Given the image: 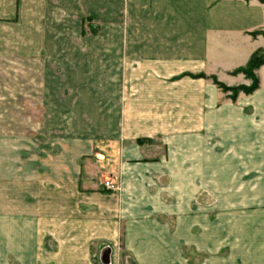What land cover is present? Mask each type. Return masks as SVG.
I'll list each match as a JSON object with an SVG mask.
<instances>
[{
  "label": "crops",
  "instance_id": "obj_1",
  "mask_svg": "<svg viewBox=\"0 0 264 264\" xmlns=\"http://www.w3.org/2000/svg\"><path fill=\"white\" fill-rule=\"evenodd\" d=\"M124 13L127 16H134V29H132L135 31L134 43L129 44L122 38L117 40L118 43L111 39L104 41V80L109 81V86L103 91L107 102L103 109L106 118L102 125L105 152L99 156L110 161V171H114L112 165L115 164V161L143 155L140 149L136 155V151H129L124 145L130 135L128 111L138 113L143 111L144 107L137 101L128 103V99L126 100L129 93L127 83L129 65L134 64V78L149 81L146 85H138L141 91L137 95H151L155 98L148 101V105L151 107L147 110L152 114L147 117V120L151 124H158L160 111L169 112L175 110L176 107L174 101L175 83L173 81L163 83L167 87L163 85L161 88V80L172 79L181 72L213 74L230 71L247 64L255 52L264 51V38L251 35L264 31V5L257 1L0 0L1 16L6 19L17 18L19 23L24 17V29L29 33H38V35L35 34L38 38H32L31 35L29 41L25 40L24 48L25 50L29 48V52H27L29 55L23 57L24 71L20 73L21 75H15V77L18 76V80L22 82L23 86L4 88L7 93H2L30 97L32 103L28 104L29 113L24 118L22 129L19 130L15 123L7 131L0 132V139L2 136H8L10 143L18 138L25 141L28 128L32 129V124L35 126L33 131L36 133L47 132V107L50 95L70 96L72 97L71 101L77 103L76 98L81 94L88 95V88H81L78 86V82L74 85L69 84L71 87L68 86L67 90L62 89V92L49 83L52 79L56 81L58 79L88 80L86 64L89 63V52L84 51L83 53L81 48L90 47L94 43L82 40V46H80L78 40L69 41L63 36L67 31L74 29L78 32V37H82L83 29L86 27V24H83V16L91 15L103 17L104 30L110 32L113 29L109 22ZM74 16L77 17V22L74 25L69 24L68 19L70 20ZM48 17L57 23V31L62 35L51 42L47 41L45 32L48 29L46 24ZM50 25L53 26L51 23ZM119 28V31H125L124 33L129 29V27L124 29L121 25ZM47 42L50 44L47 45ZM117 52H119V56L116 55ZM80 55L84 56L82 61ZM81 62L85 66L79 72ZM116 62L120 65L119 73L114 66L117 64ZM48 65H55L54 69L59 70V74L53 75L47 71ZM178 69L181 71L175 73ZM257 74L260 80L258 91L250 97H242L239 104L234 106L224 105L223 97L214 88L209 87L207 82L190 79H184L182 82L184 86V104L182 106L187 112L183 125L186 132H189L190 135L192 127H199L207 130L208 139L222 141L226 140L228 135L230 138L227 140L236 150V154L239 150L237 147H242L243 151L246 150L241 159L236 158L237 161H243V166L251 162L252 165L255 163L257 165V161L264 163V136H261V134L264 135V66ZM116 79H119L120 82L124 81V84L119 89L116 87L117 89L112 90L110 81ZM89 90L93 91L90 94H93L94 91L101 93L99 89ZM165 90L172 100L169 98L165 101L158 99ZM122 96L123 98L120 99ZM75 102L66 104L67 107L65 109L63 107L62 110L65 112L77 111L79 106ZM34 103L36 106L39 105L38 112H36V106L34 107L35 111L32 109ZM113 104H115V108H113ZM33 112H36V116L32 115ZM192 112L197 114L192 116ZM113 113H118L119 121L113 120ZM143 120L145 121L144 118H135L136 122H143ZM142 131L139 129L138 134ZM217 135L221 137L219 136V138ZM55 138L58 139V137ZM34 142L35 146L39 144L40 155L36 156V160L40 164L43 160L42 153L44 157L48 153L47 148L46 146L42 147V143ZM184 150L188 151V157H191L193 152L191 135L189 139L185 140ZM201 152L203 151L201 150ZM191 158H189V167L192 166ZM200 159L205 158L200 155ZM7 164V167H0V193H6L8 198L6 203L10 204L8 206L10 210L7 216L0 218L7 222L9 231L0 233V240L6 239L8 246L4 253L0 252V255H30V248L26 247L24 242L19 243V240L30 239L31 232L36 230V224L43 223V217L16 216L17 213H20L16 211V203H30V194L33 195L35 190L37 193L45 190L43 188L48 183L47 169H43V171L41 168L36 169L33 167L34 164H30L29 161L21 163L17 158H13L12 162L9 160ZM6 172L8 177H3ZM93 173L95 175L97 172ZM88 175L89 170L82 161L78 166L74 187L79 196L87 197L77 202L80 203L78 205L80 209L87 211L85 216L81 215V218L85 217L86 225L81 227L80 232L75 229L77 234L72 233V238L85 240L83 236L86 234L88 241L92 238L103 241V247L99 253L100 261L102 259L103 262H106L110 256L129 255L134 257L135 264H208L206 257L209 248L210 246L216 247L217 239H214L216 237L209 239V233L212 232L208 227L207 216H203L201 212L192 214L190 210L192 203H180L179 209L175 206H154L158 213L166 207L164 210V214L168 215L166 222L162 220V216L159 218H156V214L154 217L151 216L156 212H153L152 203H93L94 199L105 196L103 193L107 189L103 187L104 182L99 180V183L96 178H89ZM113 186L112 184V189H114ZM34 195L36 196V194ZM26 197L28 198L27 202L25 201ZM36 206L41 207L42 205L37 202ZM122 217L126 219H122ZM128 218L131 220L129 221ZM221 246L223 244L219 247ZM78 254H80V250Z\"/></svg>",
  "mask_w": 264,
  "mask_h": 264
},
{
  "label": "rangeland",
  "instance_id": "obj_2",
  "mask_svg": "<svg viewBox=\"0 0 264 264\" xmlns=\"http://www.w3.org/2000/svg\"><path fill=\"white\" fill-rule=\"evenodd\" d=\"M247 1H257L264 5V0ZM76 18L71 17L67 22L74 25L77 22ZM83 18V24H86V27L83 29L82 37H78V32L74 29L67 31L63 37L69 41L78 40L80 46H82V40L94 43L90 47L81 48L83 53L84 51L89 52V63L86 64L88 80L58 79L56 81L52 79L49 83L62 92V89L70 86L69 84L74 85L78 82L81 88H88V95L81 94L77 97L78 103L71 101L70 96L50 95L47 107V132L36 133L33 131L35 126L32 124V129L28 128L25 141L18 138L10 143L8 136H2L0 139V167H7V162L9 160L12 162L13 158H17L21 163L29 161L36 169L41 168L42 171L47 169L48 180L47 186L43 188L44 191L37 193L35 190L33 195L30 194V203H16V211L20 212L16 216L43 217V223L36 224V230L32 229L30 239L19 240V243L24 242L26 247L30 248L31 254L21 256L1 254L0 264H135L134 257L129 255L110 256L106 262L102 259L100 261L99 253L103 247V241L93 240V238L88 241L86 234L83 236L85 240L72 238V233H76L75 229L80 232L81 227L86 225V219L81 218V215L85 216L87 211L80 209L78 207L80 203L77 202L87 197L79 196L74 187L78 166L82 161L89 170V178H96L102 183L111 181L114 185V189L106 190L103 193L105 196L94 199L93 203H152L153 212H156L151 216L154 217L155 214L156 218L162 216L164 222L168 217L164 214L167 206H175L179 209L180 203H192L190 209L192 214L201 212L203 216H207L208 227L212 232L209 233V239L213 237L217 239L216 247L210 246L209 248L206 257L208 264H264V163L257 161V165L256 163L252 165L251 162L243 166V161H237L236 158L241 159L246 150L243 151L242 147H237L239 150L236 154V150L227 140L230 138L228 135L225 138L228 142L223 140L226 143L220 139L210 140L209 135L207 137V130L199 127L191 128L192 158L188 157V151L184 150L185 140L190 138L189 132H186L183 126L184 117L187 115L182 106L184 104V86L182 85L184 79L207 82L209 87L214 88L223 97L224 105H238L242 97L252 96L260 87L259 80L258 88L250 94L246 93V89L252 86L251 74L247 65L249 61L243 66L226 72L213 74L181 72L172 79L161 80V88H163V83L171 81L175 83L176 107L175 110L169 112L160 111L158 124H151L147 120V117L152 114L147 110L151 107L148 101L154 97L137 95L141 91L138 85H146L149 81L134 78V64L129 65V79L127 80L129 93L126 100L128 99V103L137 101L144 107L143 111L138 113L128 111L130 135L124 145L129 151H136V155L140 149L143 155L115 161L112 165L114 171H110V161L99 156L105 152L102 125L106 118L103 109L107 102L103 91L109 86V81L104 80V41L111 39L118 43L119 38H122L123 41L127 40L129 44H133L135 31L132 29H134L135 21L134 16H127L126 13L122 16L118 15L109 22L113 29L109 32V30H104L103 17L91 15L83 16ZM24 24V17L19 23L17 18L6 19L0 15V132L7 131L15 123L19 130L22 129L24 118L29 113L28 104L32 103L30 97L5 95L7 90L4 89L23 86L18 76L15 77V75L24 71L23 57L29 55L27 53L29 48L28 51L24 48L25 40L29 41L31 35L32 38H38L35 36L38 33H29L24 29ZM46 24L48 25L45 31L47 41L51 42L62 36L57 31V23L53 22L51 17H48ZM120 25L124 29L129 27L128 31L120 32ZM251 35L264 38V31ZM50 42H47V45ZM116 55L119 56V52ZM80 57L82 61L84 56L80 55ZM116 63L114 66L119 73L120 65ZM79 66V72H81L85 65L81 62ZM263 66L264 64L254 71L258 79L257 72ZM54 67L55 65H48L47 71L53 75L59 74L60 71L55 70ZM179 71L181 70L178 69L175 73ZM110 82L112 90L119 89L124 84V81L120 82L119 79ZM164 86L167 87V85ZM93 88L99 89L101 93L94 91L90 94L93 91L89 89ZM162 94L158 97L161 101L169 98L166 90ZM169 99L172 100L171 97ZM72 102L78 104L77 111L62 110L63 107L64 109L67 107L66 104ZM113 105L115 108V104ZM35 106L34 103L32 108L34 111ZM38 106L37 104L36 112L39 111ZM36 112L32 115L36 116ZM196 114L191 113L192 116ZM135 118H144L146 122L144 120L136 122ZM119 119L118 113H113V120L119 121ZM139 129L143 131L138 134ZM261 136L264 135L261 134ZM34 141L42 143V147L47 148L48 153L46 157L42 153L43 160L40 164L36 160V156L40 155L39 144L35 146ZM200 155H203L205 159L201 160ZM189 158L192 162L191 167H189ZM94 171L97 172L95 175ZM3 177H8V173L6 172ZM7 199L6 193L1 192L0 217L7 216L10 210L8 207L10 204L6 203ZM27 199L26 197V202ZM37 202L42 206H36ZM156 205L166 207L158 213V210L154 208ZM146 210L145 208L144 211ZM122 219L126 218L122 217ZM128 219L131 220V218ZM7 228V222L0 218V233H7L9 231ZM222 244L223 246L219 247ZM7 246L8 241L2 238L0 252L4 253ZM79 250L80 254H78Z\"/></svg>",
  "mask_w": 264,
  "mask_h": 264
},
{
  "label": "trees",
  "instance_id": "obj_3",
  "mask_svg": "<svg viewBox=\"0 0 264 264\" xmlns=\"http://www.w3.org/2000/svg\"><path fill=\"white\" fill-rule=\"evenodd\" d=\"M264 64V53L260 50L255 52L248 62V68L250 70V76L252 80V86L246 89V93L250 94L254 92L259 86V79L255 75V72L259 67Z\"/></svg>",
  "mask_w": 264,
  "mask_h": 264
},
{
  "label": "built area",
  "instance_id": "obj_4",
  "mask_svg": "<svg viewBox=\"0 0 264 264\" xmlns=\"http://www.w3.org/2000/svg\"><path fill=\"white\" fill-rule=\"evenodd\" d=\"M103 187H104L105 189H107V190L112 189V183H111V181H106V182H104V183H103Z\"/></svg>",
  "mask_w": 264,
  "mask_h": 264
}]
</instances>
